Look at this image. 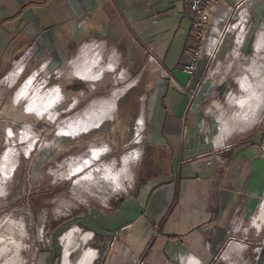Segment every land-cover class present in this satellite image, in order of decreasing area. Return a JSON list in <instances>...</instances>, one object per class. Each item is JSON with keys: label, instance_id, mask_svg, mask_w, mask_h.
<instances>
[{"label": "crops", "instance_id": "0c3cea01", "mask_svg": "<svg viewBox=\"0 0 264 264\" xmlns=\"http://www.w3.org/2000/svg\"><path fill=\"white\" fill-rule=\"evenodd\" d=\"M216 1L223 6L234 2ZM246 10H249V31L246 25L239 24L234 28V52H228L222 57L233 62L250 60L252 66L245 70L247 75L243 72L241 82L235 80L240 91L244 92L240 99L233 101L237 95L230 93L229 103L239 109L229 112L225 106L219 108L218 132L214 142L216 147L226 146L215 151L209 144H204L202 136L199 137L203 134H195L199 128L196 112L201 106L197 100L192 101V96L182 91L187 86L190 92L200 89L203 68L206 66L203 60L195 74L184 71V65L190 62L192 53L200 43L196 32L192 30L193 12L188 0H0V80L4 78L13 86L24 72H31L16 95L20 99L30 94L29 111L25 113L36 114L35 110L30 109L35 100L40 108L54 110L55 114L50 112L51 120L56 115L54 121H57L60 113L55 108L63 100L64 92L55 87L46 91L47 96L36 98L34 94L40 92L39 88L32 89L36 77L49 70V61L56 75L60 72L59 68H63L68 61L76 77H82L77 69L82 63L96 77L88 80L97 81L116 66V54L110 62H103L102 49L108 46H114L125 52V55H132L135 60H142L148 54L174 77V84H158L153 103L154 110L158 109L157 114L154 111L157 131L149 138L151 145L143 149L145 157H150L149 154L152 157V174L150 171L143 175L145 158L137 172L139 188L136 193L128 195V191L123 190L127 182L131 181L129 164L127 173L122 175L125 187L115 191L110 187L106 195L99 196L106 201L111 200L115 193V197L120 199L116 203L117 207L95 208L90 218L97 227L106 229L98 237L104 238L106 232L110 233L106 238L108 246L103 252L102 264L107 261V251H111L118 242L109 244L114 232L130 225L132 218L140 217H146L149 224L154 225V229L159 232H155V236L148 232L143 238L135 235L124 243L107 264H137L141 260L147 264H187L190 260H196L194 264H264V250L259 256L254 250L258 238L264 233V156L260 151L264 109L257 119L264 102V66L260 64V60H264L261 57L264 53L260 54L264 49V0H253L251 7ZM211 11L219 9L213 7ZM254 30H258L252 42L254 52H241L243 44L252 38L250 33ZM82 43L84 46L76 56L78 46ZM133 46L136 48H131ZM36 59L43 61L41 67L33 64ZM220 60L223 64L224 60ZM252 74L253 79L250 78ZM8 76H12L11 81L7 80ZM44 82L41 81L42 84ZM117 84L118 79L115 82ZM60 85L58 81L56 86ZM130 85L116 87L111 93L115 95L128 90ZM78 101L74 99L71 108ZM102 101H97L83 114L64 119L62 126L71 123L74 125L73 129H69L72 133L81 131L93 109ZM108 117L109 114L101 120L91 118L92 128L72 136L101 126ZM79 122L81 126L76 130L75 125ZM139 123H145L144 111ZM13 127H9L6 132L7 140L12 137L10 129L15 137L20 135V131H25V136L21 132L20 138L33 139L30 128L28 130L21 125L23 128H18L19 132H16ZM238 130L242 131L235 136ZM99 136L101 140L105 139L107 145L97 149L94 144L91 147L92 156L90 153L88 159L84 158L72 166L76 174L89 160L95 161L98 156L108 154L109 151L116 154L122 151V144L121 148H117L112 135ZM117 140L123 141L121 137ZM107 146L112 149L104 152ZM130 153L123 157V166L120 169L116 167L114 172L122 173L125 159L132 156L134 161L142 151L135 149ZM75 161L72 160V164ZM96 168L100 170L99 166ZM176 176L180 178L179 181ZM82 178L79 177V181ZM155 191L156 195L151 201ZM77 228L80 231V227ZM85 234L93 236L92 231ZM91 239L86 240V243ZM87 252L92 255L90 263L95 264L98 249L90 246L85 254ZM93 254L96 255L94 258Z\"/></svg>", "mask_w": 264, "mask_h": 264}, {"label": "rangeland", "instance_id": "374dc122", "mask_svg": "<svg viewBox=\"0 0 264 264\" xmlns=\"http://www.w3.org/2000/svg\"><path fill=\"white\" fill-rule=\"evenodd\" d=\"M257 31L254 30L250 33L252 38L248 40L249 43L243 44L241 52L249 54L254 52L252 42ZM232 37V33H229L225 44L215 56L201 55L198 65L205 60L206 66L203 68L200 89L195 90L196 92H190L189 86L182 89L187 96H192V101L197 100L201 106L196 112L198 115L197 122L202 118L207 121L206 126L208 125L210 130L209 137L204 140L205 135L201 136L204 144L206 146L209 144L212 148H214L213 140L218 132L217 115L220 113L219 108L225 106L229 112L239 109L238 106L235 108L229 103L230 93L237 95L233 101L240 99L244 92L240 91L236 81L241 82L243 72L247 75L246 71L252 66L250 60L237 62L224 60L222 57L224 54L234 52ZM83 46V43L79 44V52L77 54L75 52L76 56L79 55ZM200 46L201 43H198L195 49ZM224 47L226 48L224 49ZM131 48L135 49L136 46ZM102 51L103 62H110L116 54V66L97 81L88 80L89 78H96L93 74L88 79L76 77L72 71L71 62L68 61L62 66L63 68H59L60 72L57 75L51 69V61H49V70L45 73H39L36 77L35 85L32 87V89H40L39 93L34 94L36 97L47 96V92L54 89L56 84L58 85V81L61 84L60 87L64 93L63 100L55 108L60 113L57 121H54L56 115L53 121L51 120L50 114L54 113V110L40 108L35 100L30 109L35 110L34 113L40 116L24 112L28 110L30 94H27L26 97H20V99L16 95L19 94L30 75L29 70H25L26 72L13 86L7 83L4 78L0 80V103L2 102L0 105L2 108H0V264H91V253L85 254L90 246L99 251L95 264H102L103 252L108 246L106 238L110 233L105 231L104 238L98 237L100 232L103 234L102 231L106 229L102 230L97 227L90 218L95 208L103 209L102 206H106L114 209L120 199L115 197V193L111 200L107 199L106 201L99 196L106 195L110 187L114 191L125 187L123 185L124 178L121 185L115 182V178L118 174L122 176L123 173H127L129 164L131 166L129 172L131 181L127 182L126 189L123 190H127L128 195L136 193L139 188L137 172L143 166L142 163L145 158L143 175L149 174L150 171L152 174L150 150H148L150 157H145L143 149L151 145L152 142L149 141V138L154 135V131H157L156 125H154V121L157 119L154 111L157 114L158 109L155 108L154 110L153 103L156 100L158 84H174V80L168 76L172 73L164 70L148 54H145V58L142 60H135L132 55L128 53L125 55V52H121L114 46L104 47ZM262 51L260 54L264 53V49ZM261 57L264 58V56ZM220 58L224 60L223 64L220 62ZM41 62L43 61L36 59L33 64L35 67H41ZM260 64L264 66V60H260ZM78 68L85 73L88 72L87 67L82 63ZM124 70H127L128 73L126 71L124 73ZM124 75L125 77H123ZM250 78L253 79V74ZM117 79L118 84L115 85ZM42 80L45 82L41 85L39 83ZM141 80H146L144 84L146 92L144 93L141 92L142 87H138ZM128 84L132 85L125 92V96L123 95L119 99L111 116L109 115L103 124L100 123L101 126L98 124L99 127L96 126L97 128L76 136L72 135L86 131L72 133L66 129L67 124L62 126L64 119L68 120L78 113L83 114L97 101L105 100V98L113 99L111 97L114 95L111 93L113 89ZM74 99L79 101L75 102L76 106L71 108ZM261 106L262 110L257 116L258 120L264 109V102ZM41 111L43 113H38ZM142 111L145 113L144 124L139 123ZM21 125L26 126L25 129L30 128L33 131L34 144L32 146L30 145L32 140L20 138L22 131H20L19 136L7 140L8 128L14 126L13 129L19 132L18 128H23ZM239 131L242 130L235 132V136L239 134ZM58 132L67 136L60 135ZM22 133V136H25L26 132L23 131ZM197 133H200L199 128L195 134ZM104 134L112 135L114 145L117 148L122 144V151L116 154L109 151L112 149L111 146H107L104 152L109 151L108 154L95 155L98 158L95 161L91 159L86 162L80 173L77 172L78 174H76L72 170L74 169L72 166H76L84 158L88 159L90 153L92 156L91 147L94 144L97 149H103L107 145L105 139L99 138V135ZM95 137L98 138L94 139ZM118 137H121L123 141H116ZM13 146L14 150L19 153H9V147ZM135 149L142 151L140 157L133 161L132 156H126L123 172H114L116 167L120 169L123 166V157L131 154L130 152ZM72 160L76 161L72 164ZM3 162H5L4 166ZM97 165L100 170L96 168ZM110 168L112 172H110ZM162 175L164 176V174ZM82 176L83 178L79 181V177ZM179 179L176 176V180L179 181ZM132 219L130 225L117 230L118 242L111 251H107L105 264L117 251L122 249L127 240L130 241L135 235L143 238L148 232L151 236H155V232H159L154 229V225L149 224L146 217ZM95 223L97 224V222ZM77 226L80 227L81 232L78 231ZM88 231H92L93 236H86L85 232ZM90 238L92 239L86 243V240ZM111 240H109V244ZM258 255L259 253H257ZM95 256L93 254V258Z\"/></svg>", "mask_w": 264, "mask_h": 264}, {"label": "built area", "instance_id": "2783aa9c", "mask_svg": "<svg viewBox=\"0 0 264 264\" xmlns=\"http://www.w3.org/2000/svg\"><path fill=\"white\" fill-rule=\"evenodd\" d=\"M188 2L193 12L192 30L196 32V38L200 41L201 46L194 50L190 62L184 65V71L188 74H195L198 70V60L201 55L205 54L208 57L215 56V54L220 51L228 34L233 33L234 28L236 29L239 24L242 26L246 25L249 31V10H246V8L251 7L253 0H234L233 4L228 6H223L216 0H188ZM213 7H217L219 11H211ZM239 15H242V17L240 18ZM237 19L239 20L237 21ZM242 21L244 24H242ZM168 76L170 79L174 80L173 75L168 74ZM262 120L264 122V118ZM206 122L205 118H202L198 123V127L199 132L208 139L210 130L209 126H206ZM199 137H201V135ZM213 145L215 151L226 146L225 144L216 147L214 140ZM260 151L261 155L264 156V129ZM250 211L251 209L249 210V215H251ZM117 234L118 231H115L113 239L110 242L111 245L115 244L117 241ZM254 250L259 253V255L264 250V233L254 247ZM194 262H196V260H190L187 264H194ZM138 264L147 263L141 260Z\"/></svg>", "mask_w": 264, "mask_h": 264}, {"label": "bare ground", "instance_id": "6f19581e", "mask_svg": "<svg viewBox=\"0 0 264 264\" xmlns=\"http://www.w3.org/2000/svg\"><path fill=\"white\" fill-rule=\"evenodd\" d=\"M87 47V46H86ZM88 57V56H87ZM81 60H83V58L81 59ZM86 60V59H85ZM88 62V61H87ZM78 69V72H79V74L82 76V77H84V78H89V77H91L90 75H91V73L89 74V72H84L83 70H80L79 68H77ZM89 74V75H88ZM36 77V76H35ZM7 80H9V81H11L12 80V76L10 77V76H8V78H7ZM28 80V79H27ZM36 80V79H35ZM39 84H42V83H39ZM56 87H58L60 90H61V88H60V86H56ZM127 90H124V91H121V92H119L115 97L113 96L112 98L113 99H105V100H103L102 102H100V105L98 106V107H95L94 109H93V113L91 114V118H93L94 120L95 119H98V120H101V119H103L104 117H106L108 114L109 115H111L112 114V111L116 108V106H117V102H118V100L125 94V92H126ZM125 96V95H124ZM36 98H39V97H36ZM37 100V99H36ZM37 102V101H36ZM36 104V103H35ZM34 104V105H35ZM76 122H78V120L76 121ZM73 126L74 125H72L71 123H67V128L66 129H73ZM76 130H78L79 128H80V126H81V124H80V122L79 123H77L76 125ZM140 129V128H139ZM142 129V128H141ZM9 134L10 135H12V137H11V139L13 138V136L15 137V135L13 134V130L12 129H10L9 130ZM9 135V136H10ZM34 138V137H33ZM8 139V138H7ZM10 139V138H9ZM34 144V139H32V141H31V143H30V145L32 146ZM30 150V149H29ZM28 150V151H29ZM13 152V154L15 153V154H17V153H19L17 150H14V146L13 147H9V153H12ZM131 158V157H130ZM130 158L127 160V162H128V164H129V161H130ZM18 164V163H17ZM17 164H16V166H17ZM16 166H15V170L17 169L16 168ZM128 167V166H127ZM73 171H74V169H72ZM123 175H125V173H123ZM125 179V178H124ZM122 180H123V177L120 175V174H118L117 176H116V178H115V182L118 184V185H121V183H122Z\"/></svg>", "mask_w": 264, "mask_h": 264}, {"label": "flooded vegetation", "instance_id": "af4514ba", "mask_svg": "<svg viewBox=\"0 0 264 264\" xmlns=\"http://www.w3.org/2000/svg\"><path fill=\"white\" fill-rule=\"evenodd\" d=\"M92 120L91 117H88L86 122L83 124L81 131H88L90 128H92Z\"/></svg>", "mask_w": 264, "mask_h": 264}, {"label": "trees", "instance_id": "16d2710c", "mask_svg": "<svg viewBox=\"0 0 264 264\" xmlns=\"http://www.w3.org/2000/svg\"><path fill=\"white\" fill-rule=\"evenodd\" d=\"M156 69H158V68H156ZM145 81H146V80H144V81L141 80L140 83L138 84V87H140V88L142 87V89H141V90H142V91H141L142 93L146 92V88L144 87ZM140 88H139V90H140ZM143 88H144V89H143ZM136 89H138V88H136Z\"/></svg>", "mask_w": 264, "mask_h": 264}, {"label": "water", "instance_id": "95a60500", "mask_svg": "<svg viewBox=\"0 0 264 264\" xmlns=\"http://www.w3.org/2000/svg\"><path fill=\"white\" fill-rule=\"evenodd\" d=\"M157 191H158V190H157ZM155 193H156V191H155L154 194L152 195V197H151V201L153 200L154 195H156Z\"/></svg>", "mask_w": 264, "mask_h": 264}]
</instances>
